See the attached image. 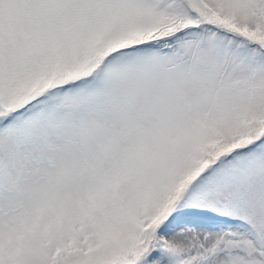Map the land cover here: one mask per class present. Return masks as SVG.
<instances>
[{"label": "snow or ice", "instance_id": "1", "mask_svg": "<svg viewBox=\"0 0 264 264\" xmlns=\"http://www.w3.org/2000/svg\"><path fill=\"white\" fill-rule=\"evenodd\" d=\"M0 264H264V0H0Z\"/></svg>", "mask_w": 264, "mask_h": 264}]
</instances>
